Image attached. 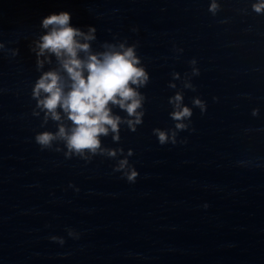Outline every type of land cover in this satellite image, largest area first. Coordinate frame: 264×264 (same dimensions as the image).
Wrapping results in <instances>:
<instances>
[{"label": "water", "instance_id": "water-1", "mask_svg": "<svg viewBox=\"0 0 264 264\" xmlns=\"http://www.w3.org/2000/svg\"><path fill=\"white\" fill-rule=\"evenodd\" d=\"M218 2L213 15L210 0H0V264H264V14L256 0ZM61 11L73 27L97 29L94 50L138 45L150 77L143 123L122 125L119 142L101 137L133 150L135 182L114 171L123 156L86 162L35 142L57 129L32 115L41 73L29 46ZM193 59L195 91L172 77L191 75ZM178 90L191 123L161 145L153 129L174 127Z\"/></svg>", "mask_w": 264, "mask_h": 264}, {"label": "clouds", "instance_id": "clouds-1", "mask_svg": "<svg viewBox=\"0 0 264 264\" xmlns=\"http://www.w3.org/2000/svg\"><path fill=\"white\" fill-rule=\"evenodd\" d=\"M252 10L264 14V0H256ZM208 11L213 15L220 11L218 0H210ZM70 21L71 14L66 11L44 17L43 33L29 46L36 56V70L41 73L32 87L31 97L36 101L32 115L40 117L43 113L41 127L52 121L57 129L36 133L35 142L41 150L63 151L65 158L75 156L86 162L97 155L112 159L123 156L117 160L114 171L121 172L129 182H135L139 173L128 160L133 150L129 149L125 155L123 148L104 147L101 137L111 135L114 142H119L122 125L135 132L143 123L146 97L140 89L147 86L150 77L137 55L138 45H129L125 39L104 42L100 45L102 51L94 50L92 42L97 39V29L87 26L82 30L73 27ZM3 49L5 44L0 42V50ZM9 51L12 56L19 52L18 49ZM196 63L195 59L190 61L191 75L185 73L183 79L179 73H172L173 80H182L183 89L195 91L191 78L200 74ZM45 65L51 67L45 71ZM168 86L177 88L173 82ZM168 103L172 106L169 116L174 127L153 129L161 145H175L178 133L189 129L193 115L192 108L184 104L183 90L169 97ZM192 104L202 114L206 111V103L199 97H193ZM115 108L126 116L115 113ZM258 111L253 109L252 115H257ZM68 234L78 238L71 229ZM52 239L64 243L62 238Z\"/></svg>", "mask_w": 264, "mask_h": 264}]
</instances>
